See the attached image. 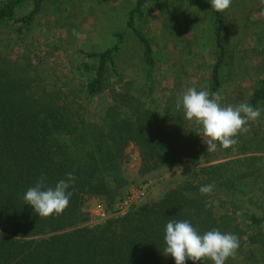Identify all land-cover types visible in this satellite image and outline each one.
Instances as JSON below:
<instances>
[{
    "label": "trees",
    "instance_id": "trees-1",
    "mask_svg": "<svg viewBox=\"0 0 264 264\" xmlns=\"http://www.w3.org/2000/svg\"><path fill=\"white\" fill-rule=\"evenodd\" d=\"M27 1L0 0V264H175L163 252L169 219L189 220L201 233L219 229L235 234L240 246L226 264H234L239 257L258 264L264 258V210L260 215L244 212L246 200L237 192L246 179L262 173L255 164L259 158L252 157L248 165L236 159L202 166L208 152L198 135L200 126L185 120L182 108L169 106L160 115L146 107L117 67L119 44L88 55L98 62L85 87L88 102L108 100L95 119H89L86 109L61 87H37L30 34L46 0H32L33 10L18 18V8ZM134 1L128 27L142 44L144 62L152 70L154 50L135 24L153 0ZM212 14L217 59L206 88L221 97L227 79L235 81V53L227 46L224 11L212 9ZM235 87L228 101H221L223 105L244 102L240 82ZM247 102L259 107L261 115L247 132L237 135L236 145L224 149L217 143L223 160L234 152L264 154L259 135L264 128V77ZM248 133L251 139L244 141ZM130 145L139 151L140 175L174 167L192 170L158 201L135 206L100 227L85 226L87 200L100 198L113 204L119 188L127 183L123 168ZM68 173L74 178L69 207L61 215L39 218L25 204L24 193L42 175L48 186H54ZM209 183L215 184L210 197L199 191ZM209 199L216 202L211 207L206 203Z\"/></svg>",
    "mask_w": 264,
    "mask_h": 264
},
{
    "label": "rangeland",
    "instance_id": "rangeland-1",
    "mask_svg": "<svg viewBox=\"0 0 264 264\" xmlns=\"http://www.w3.org/2000/svg\"><path fill=\"white\" fill-rule=\"evenodd\" d=\"M44 6L30 34L34 54L32 71L37 87H61L70 94L72 101L86 109L83 112H87L89 119H95L108 100L88 102L85 87L98 66V62L88 55L106 52L117 44L120 46L117 67L124 74L127 87L139 94L146 107L156 114L164 115L169 106L177 108V101L188 88L199 90L209 84L217 59L215 20L209 0H153L146 6L144 16L136 19L135 27L154 50L155 67L152 70L144 62L142 44L128 27L136 1L46 0ZM33 7L32 0H28L18 8L17 17L27 16ZM224 14L228 21L227 46L235 53V81L227 79L220 100L228 101L227 95L235 92L238 81L242 85L244 102H247L258 80L264 77V0H232ZM74 29L79 37L73 35ZM239 90H236L238 95ZM255 128L259 130L258 126ZM261 130L259 135L264 140V128ZM243 137L244 141L251 139L249 133ZM234 139L237 142V136ZM219 151L217 147L208 152L202 166L236 159L242 161L241 165H248L252 157L259 158L255 164L262 173L246 179L239 186L237 195L246 200L244 212L260 215L264 210V154L237 155L234 152L223 160L225 155ZM125 156L123 176L127 183L119 188L113 204L100 198L87 200L84 211L89 219L85 226L100 227L107 220L127 215L135 206L158 201L178 187L184 175L192 170L165 168L157 174L143 176L139 174L138 149L130 145ZM234 264L249 263L239 257ZM258 264H264V258Z\"/></svg>",
    "mask_w": 264,
    "mask_h": 264
},
{
    "label": "clouds",
    "instance_id": "clouds-1",
    "mask_svg": "<svg viewBox=\"0 0 264 264\" xmlns=\"http://www.w3.org/2000/svg\"><path fill=\"white\" fill-rule=\"evenodd\" d=\"M212 9L223 12L227 10L232 0H209ZM73 35L79 37L74 29ZM176 107L183 110L184 119L193 121L200 126V135L207 145V152L220 147L228 149L236 143L234 137L248 131L250 121H256L261 115L259 107L248 102L236 106L223 105L217 93L207 88H188ZM207 138L205 140L204 138ZM72 173L67 179L58 180L54 186H48L46 177L41 176L34 186L24 193L25 204L31 205L40 217H51L63 214L70 205L73 195L70 191L73 181ZM215 189L214 183L201 185L199 191L204 196H211ZM207 206L215 201L209 199ZM164 254L174 259L175 264H202L210 260L213 264H226L229 258L235 256L239 246V238L233 233L212 229L201 233L189 220L169 219L165 226Z\"/></svg>",
    "mask_w": 264,
    "mask_h": 264
}]
</instances>
